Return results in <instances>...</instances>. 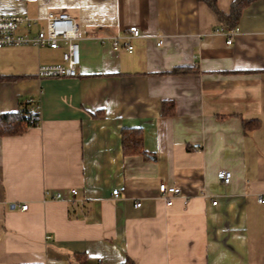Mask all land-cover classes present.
Instances as JSON below:
<instances>
[{
  "label": "crops",
  "instance_id": "obj_1",
  "mask_svg": "<svg viewBox=\"0 0 264 264\" xmlns=\"http://www.w3.org/2000/svg\"><path fill=\"white\" fill-rule=\"evenodd\" d=\"M50 12L81 32L76 76L37 75L61 48L0 49V115L33 97L39 119L0 136V264H264V0L242 9L230 44L201 0H0L2 14L39 18L32 33ZM128 26L131 51L100 42ZM125 128L145 154L123 155ZM160 182L182 191L170 206Z\"/></svg>",
  "mask_w": 264,
  "mask_h": 264
},
{
  "label": "built area",
  "instance_id": "obj_2",
  "mask_svg": "<svg viewBox=\"0 0 264 264\" xmlns=\"http://www.w3.org/2000/svg\"><path fill=\"white\" fill-rule=\"evenodd\" d=\"M43 25L36 28L33 33L32 28L39 24V18L30 17L26 14L16 13H0V49L8 46L29 45L33 47H45L49 49H62L60 62H52L51 64H42L37 68V75L42 77L52 76H76L77 67L80 65V46L79 39L81 32L78 30L77 24L73 17L66 12L48 13L43 17ZM238 27L225 29L219 24L215 31L224 33L228 44L231 38L237 33ZM140 36V31L136 26H128L122 34H114L101 36V43L110 42L114 50L125 49L131 51L133 45L130 39ZM160 44V41L157 42ZM28 105V111L35 113L38 111V105L33 97H29L25 101ZM217 178L227 184L231 178V171L221 170L217 173ZM158 198L165 202L166 206H170L172 199L181 195L180 187L173 184L160 182L157 185ZM71 198L70 202L75 203L73 196L77 194L74 188L69 189ZM118 189H113L112 194L118 195ZM61 191H56L54 198H61ZM259 201L264 204V197H258ZM135 207H140L141 202H134ZM217 200H213L212 204H216ZM27 204L21 205L22 210H27Z\"/></svg>",
  "mask_w": 264,
  "mask_h": 264
},
{
  "label": "trees",
  "instance_id": "obj_3",
  "mask_svg": "<svg viewBox=\"0 0 264 264\" xmlns=\"http://www.w3.org/2000/svg\"><path fill=\"white\" fill-rule=\"evenodd\" d=\"M209 6L214 13H216L220 25L225 29L234 28L237 26L241 11L244 7L249 5L254 0H233L230 4L229 10L224 13L221 12L217 5V0H201ZM191 70L190 67L181 66L172 70L175 73H181ZM2 79V77H0ZM21 107L17 111H9L0 115V136L20 135L27 128L37 126L39 123L38 112L30 113L28 105L20 103ZM173 112V102L165 101L161 106L162 115H168ZM259 124L258 120H243V127L252 129ZM121 145L123 155L145 154L142 145V132L137 129H122ZM79 264H87L86 257L81 254H76ZM122 264H135L133 260L126 259Z\"/></svg>",
  "mask_w": 264,
  "mask_h": 264
}]
</instances>
